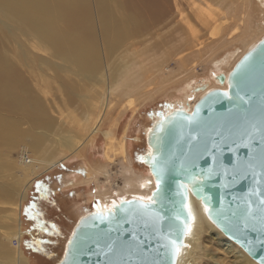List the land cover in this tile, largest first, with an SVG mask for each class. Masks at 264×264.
Instances as JSON below:
<instances>
[{"label":"rangeland","instance_id":"rangeland-1","mask_svg":"<svg viewBox=\"0 0 264 264\" xmlns=\"http://www.w3.org/2000/svg\"><path fill=\"white\" fill-rule=\"evenodd\" d=\"M3 1L26 8L27 15L38 20L37 27L32 30L30 22L20 19L22 15L19 10L11 13L9 9L0 7V88L3 86V92L11 86L13 88V95L5 93V97L0 89V116L13 122V132L0 137V184L4 183L8 195L13 196L10 202H6L0 190V264H16V257L8 252V248L14 249L15 242L10 239L14 228L7 213L11 207L13 211L10 214L17 215L14 209L20 193L25 194L18 212L23 232L21 251L24 255L23 245L30 242L34 246L30 244L29 247L35 249L32 254L27 250L30 256L24 255L31 257L27 264L42 261L35 254L43 255L54 264L62 256L76 219L84 212L98 210L99 204L96 201L88 203L86 199L89 190L92 195L96 192L94 184L88 187L81 185L77 189L66 187L65 193L61 192L56 200L48 194L49 190L68 186L69 183L71 185L68 176L71 169L85 172L89 164L97 163L102 158L104 149L111 144L118 147L123 135L127 137V152L128 156L132 155L129 157L135 163L134 169L147 173L140 157L147 150L145 138L153 122L172 109H185L186 103L192 101L187 95L185 100L181 98L188 79L197 88L210 83L207 73L226 75L225 67L234 62L237 51L231 54L233 48L218 50V58L214 59L213 45H206L209 43L207 29L195 14L196 11H204L207 16H213V12L216 15L218 7L213 0H180L178 11L174 7V0H68V4L60 0ZM225 2L239 9L241 0ZM103 6L106 13L101 14ZM60 8L68 12L66 16H60L63 14ZM46 22H53L56 30L52 35L56 42L60 41L63 45L56 48L55 42L47 39L45 43L37 38L35 32L39 31V27L43 28ZM134 22L140 24L131 25ZM115 23L130 25L120 33L114 29ZM238 31H241V27ZM68 33L70 37L67 39L65 35ZM80 34L99 51L100 56L97 55L96 68L91 75H85L82 69V72L79 71L75 65L77 63L72 61ZM226 58L227 64L224 61ZM133 63L143 66L142 77L132 81L134 92L141 90L142 93L128 100L111 96L109 103L105 102L107 108L97 131L87 135L86 117L93 112L88 103L102 99V86L107 76L117 70H125ZM195 64V73H189L188 70ZM132 71L140 72L137 69ZM102 76H105L103 83L93 79ZM3 77L8 78L5 84ZM5 99L13 104L9 112L1 107ZM133 100L136 103L129 104ZM66 134L71 136L75 147L79 144L81 147L71 161H64L58 167L60 170L57 167L51 170V159L63 151L55 149L64 141ZM60 137L62 139L58 140ZM39 140H44V144L33 150L32 144H37ZM41 150H44V154H41ZM25 152L27 155L23 159ZM114 158L109 165L111 173L119 170L120 158ZM44 171H47L46 175ZM43 175L50 179L40 183L37 192L50 197L41 203L42 210L37 208L34 212V215L37 212L40 216L35 217L33 231L28 232L25 231L28 226L25 213H22L27 207L24 202L28 191L29 197L31 195L32 189H29L33 186V180ZM111 177L112 184H122L119 175ZM27 180H31L28 186ZM65 200L69 201L68 204L64 203ZM213 233L215 231H210L203 240L204 250L197 264H241L237 261V255L225 246L221 234L215 237Z\"/></svg>","mask_w":264,"mask_h":264},{"label":"water","instance_id":"water-1","mask_svg":"<svg viewBox=\"0 0 264 264\" xmlns=\"http://www.w3.org/2000/svg\"><path fill=\"white\" fill-rule=\"evenodd\" d=\"M216 80L226 90L207 92L191 112L175 108L159 116L146 135L141 163L154 182L152 193L150 156L163 169L152 206L162 219L121 208L124 200L111 216L103 213L112 207L85 213L54 264H176L179 252L169 242L184 246L190 196L227 240L264 264V37ZM181 183L186 199L178 194Z\"/></svg>","mask_w":264,"mask_h":264},{"label":"bare ground","instance_id":"bare-ground-1","mask_svg":"<svg viewBox=\"0 0 264 264\" xmlns=\"http://www.w3.org/2000/svg\"><path fill=\"white\" fill-rule=\"evenodd\" d=\"M60 1L66 4L69 3L68 0H60ZM213 1L218 7V13L216 15L213 12V16L210 14H208L207 16V14L204 11L202 12L196 11L195 16L197 20H199V22L203 24V27L207 29V38L209 40V43L206 45H213L214 59L218 58V52H219L218 50H223V49L226 50V48H233V50L230 51L231 54L237 51L236 53L237 56L234 62L232 64H229L227 67H225L226 75H227L234 66V64L243 56V54H245L248 50L253 48L264 37V0H241L239 4V9H236L233 6V4H229V3L227 4L225 0H213ZM180 4H181L180 0H174V5H175L174 7L175 9H177L176 11L180 10L179 8ZM0 7L9 9V12L11 13L13 12L17 13L19 10L20 15H22V17H20L22 21L30 22V26L32 30L33 28L37 27L36 22L38 19L30 18L27 15L26 8H20L14 5H9L6 4L4 1L0 3ZM60 10L63 13L60 16L67 15L68 12H65L62 8H60ZM100 13L101 14L106 13L104 6L102 7ZM232 23L234 24L230 29ZM139 24H140L139 22H134L131 25L137 26ZM129 25L130 24L128 23H115L114 29L121 33L124 30H126L127 27H129ZM240 27H241V31H238ZM55 30L56 27L54 26L53 22H46L43 28L39 27V31H36L35 35L42 42L46 43L47 39L55 42L54 45L57 48L63 45V43L60 41L56 42L55 38L52 35V33L55 32ZM69 37H70V33L65 35V38L68 39ZM181 44L183 45L184 42ZM175 48H179V47H175ZM171 50H173V48ZM98 53L99 51L97 50V47L94 48L91 47L90 44L87 43V38L84 37L82 34H80V40L76 41V46L72 53V61L77 63L74 64L78 67L77 69L79 71H81L82 69L83 73H86L85 75H91L96 68V62L98 61L97 55L100 56ZM178 53H180V50L178 51ZM224 61L226 64L229 63L227 58L224 59ZM195 66L196 64L188 70L189 73L191 74L195 73L194 71ZM133 69H137L140 72L138 73L133 72L132 71ZM142 72H143V66H139L136 63H133L129 65L125 70H117L113 72V74L107 76L106 79L105 76H102L100 78H93L96 79L98 83H103V79H105V83L107 81V84L104 83V85L102 86L103 88L101 92L102 99H99L97 102L88 103V105L93 108L92 110L93 112L90 115L88 114L86 117V123L88 124V129L86 130L87 135H90L97 131L99 124L104 118L105 109L107 108L105 102L109 103L111 96H121L123 97V100H128L140 96V94L142 93L141 90L134 92L132 81L136 77H142ZM207 75H208L207 79L210 81V83L207 85H200L199 87H201V89H199V87L194 88L193 87L194 85L189 82L190 79H188L187 83L184 84L181 98L185 100L187 95L188 99L189 98L192 99V101L189 99L190 102L188 101V103H186V106H184L185 110H187L188 112H191L194 104L207 92L213 89L226 90L227 86L225 83L219 84L217 82L216 80V77L218 76L217 73L210 72L207 73ZM193 79L194 78H191V80ZM7 81L8 78L3 77V83L5 84ZM220 87H223L224 89ZM2 88L3 86L0 89L1 92L4 94V97H5V93L9 95H13L12 86L6 92H3ZM134 103H136V100L129 102V104H134ZM1 104H2L1 106L2 109L6 112H9L13 107V104L8 102L6 99L3 100ZM12 132H13V122L4 116H0V137H6L8 134H11ZM126 138H127L126 135L120 137L118 147H116L117 145L115 144H111V146L109 145L110 146L109 148L103 150L101 155L102 158L99 161H97V163L94 162L89 165L87 163L86 164L88 165V167H86L87 172L85 171L81 173L82 176L80 175L78 176V180H83V183L87 185L94 184L96 192L94 193V195L90 193V196L88 197L96 198L99 200V209L111 208L113 202H115L116 204L120 200H129L141 196L148 197L151 195L152 191L155 188L154 182L150 177V175L148 174V171L147 173L146 172L142 173L134 169L133 161L131 162L132 158L129 157L132 155L128 156L129 153L127 152ZM61 139L62 137H60L58 140ZM44 142H45L44 140H39L37 144L33 143L31 148L33 150H36L38 149V146L40 144H44ZM80 147H81L80 144L75 147L74 142L71 140V136L66 134V136L64 137V141H61L59 146L55 149V150H63V151H60L53 156V159H51V163H53L51 169L55 168L64 161L66 162L69 160L71 161L72 156H74L76 152H78ZM113 147H115L114 150L111 149ZM41 154H44V150H41ZM26 155L27 154L25 152L23 159L26 158ZM118 156L120 158L119 170L115 173H111L112 171L111 169H109V165L113 161V159H115L114 157L117 158ZM113 175H119V179L122 181L121 185H118L117 183L112 184L110 182V179L112 178L111 176ZM100 178H103V180L100 181ZM72 179L73 178H71V180ZM30 183L31 180H27V186L30 185ZM0 190L3 194L2 197L4 198V200L6 202H10L13 196L8 195V189L6 188L4 183L0 184ZM17 197L19 198V201L16 205V209H14V212H16L17 215L10 214V212L13 211L11 207H9V211L7 213V218L10 221V223H12V226L10 224L9 225L14 228L13 232L11 233L10 239L11 242L12 241L15 242L14 249L8 248V252L9 255L12 253L14 254V256L16 257L15 259L16 264H27V262L30 261L31 257L30 258L24 257L25 254L23 255V251H21V241L23 237V232L20 224L22 223V220H20V216L18 213L20 208H22L21 204L25 199V194L20 193ZM188 209L191 212L190 226L188 228V232L185 237L184 246L179 250L176 264H197V260L200 258L202 254L201 252L204 250V246L202 244H203V240L206 239L207 234L210 231H215V233L212 234L215 237L221 234L206 217L205 208L201 205L199 201L195 200L191 196L189 197L188 200ZM221 237H222L221 240L224 241L225 246L228 248V250L232 251L233 254L237 255L238 262H240L241 264H257L240 247H238L237 244H234L231 241L227 240L222 234Z\"/></svg>","mask_w":264,"mask_h":264},{"label":"crops","instance_id":"crops-1","mask_svg":"<svg viewBox=\"0 0 264 264\" xmlns=\"http://www.w3.org/2000/svg\"><path fill=\"white\" fill-rule=\"evenodd\" d=\"M62 165V163H60L58 166H56L57 167V170H60V169H58V167H60ZM66 166V165H65ZM76 167H77V165H75ZM52 170V169H51ZM47 171H49V170H47ZM47 171H44V173L45 172H47ZM43 173V172H42ZM81 173H83V171H80V169H71V171H69V173H68V176L70 177V178H73L72 180H71V185H70V183H69V185L67 186V185H65V186H62V187H54V188H51V190H49V193L48 194H50L51 195V197L53 198V200H56V199H59V197H60V193L62 192V193H65V188L66 187H68V188H70V186L71 187H74V188H76V187H79V186H90V185H87V184H85V183H83V180H78V176L80 175V176H82L81 175ZM47 173H45L44 175H46ZM54 175H55V173H53ZM44 175L42 176V177H40L39 179H37V180H33V186L31 187L30 186V189L29 190H31L32 189V191H31V195H30V197H29V191H28V194H27V196H26V200H25V205H27V207H26V209H24V210H22V213H23V211H24V213H25V216H24V219L26 220V222H27V224H28V226H26V228H25V231H28V232H32L33 231V228H34V226H35V223H36V219L35 218H33V217H38V216H40V215H37V212H36V214L34 215V212L37 210V208H39V207H41L42 206V204L41 203H43V202H46V198L47 197H50V195H48V194H45V195H39V193L37 192V188H36V185H38V184H40V183H44V181L45 180H49L50 179V177H48V179H46V178H44ZM73 175V176H72ZM56 176V175H55ZM76 178V179H75ZM36 179V178H35ZM66 179V178H65ZM64 179V180H65ZM53 180V179H52ZM68 184V183H67ZM77 189V188H76ZM34 190V191H33ZM90 193H91V190H89V193L88 194H86V199L89 201L88 203H90V202H92V201H96L98 204H99V200L98 199H96V198H89L88 196H90ZM68 202L69 201H67V200H65L64 201V203H66V204H68ZM28 203V204H27ZM25 205L23 206V207H25ZM32 205H35V207H32ZM33 210V211H32ZM78 212V211H77ZM85 213H88V211L87 212H84L83 214H85ZM82 214V215H83ZM80 217V216H79ZM78 219V218H77ZM76 219V220H77ZM75 224V223H74ZM72 230V229H71Z\"/></svg>","mask_w":264,"mask_h":264},{"label":"snow or ice","instance_id":"snow-or-ice-1","mask_svg":"<svg viewBox=\"0 0 264 264\" xmlns=\"http://www.w3.org/2000/svg\"><path fill=\"white\" fill-rule=\"evenodd\" d=\"M223 95L228 96V93L225 92V93H223ZM140 159L143 160L144 158L140 157ZM149 162L152 165L153 175L156 177V191H154L152 193V195L148 196V197L141 196V197L134 198L131 201H127V200L121 201L120 207L123 208L126 205L127 206H134L137 209L141 210V212L145 215L155 216L156 219H162V217H159L157 214H155L153 212L152 206L157 203L155 198L159 195L161 180L163 178V169L158 167V161H157L156 156H150ZM178 189L182 190V191H178V194L182 195L186 199L187 185L181 183L180 185H178ZM39 190H40V185L38 184L37 185V191H39ZM261 203L264 204V200H262ZM32 207H35V205H32ZM116 208H117V205L115 204V202H113L112 210L106 211L105 213H103V215L111 216ZM188 215L191 216L190 210H189ZM33 218H35V217H33ZM176 220H181V216L177 215ZM184 227L187 228L188 225L186 223H184ZM73 235H75V233H73ZM69 243H71V241ZM169 243L172 247L173 253L179 252V244H178L177 240H171Z\"/></svg>","mask_w":264,"mask_h":264},{"label":"trees","instance_id":"trees-1","mask_svg":"<svg viewBox=\"0 0 264 264\" xmlns=\"http://www.w3.org/2000/svg\"><path fill=\"white\" fill-rule=\"evenodd\" d=\"M41 210L43 209V207L41 206V207H39ZM44 213H45V209H44V211H43ZM30 244H32V242H30ZM33 245V244H32ZM34 246V245H33ZM27 248H28V246L26 245V244H24L23 245V249H24V253H25V255H27V256H30L29 254H27ZM36 248V250H37V247H35ZM34 256H37V257H39V258H41L42 259V261H40V262H38L37 264H43V263H46V264H52L48 259H45V257L43 256V255H41V254H35Z\"/></svg>","mask_w":264,"mask_h":264},{"label":"flooded vegetation","instance_id":"flooded-vegetation-1","mask_svg":"<svg viewBox=\"0 0 264 264\" xmlns=\"http://www.w3.org/2000/svg\"><path fill=\"white\" fill-rule=\"evenodd\" d=\"M133 164H135V163L133 162ZM27 246H28L27 250H28L29 252H31V254H32L33 250H35V249H32V246L29 247L30 244H28ZM27 250H26V251H27ZM34 254H35V253H34Z\"/></svg>","mask_w":264,"mask_h":264}]
</instances>
